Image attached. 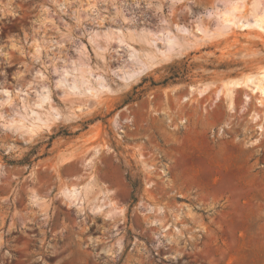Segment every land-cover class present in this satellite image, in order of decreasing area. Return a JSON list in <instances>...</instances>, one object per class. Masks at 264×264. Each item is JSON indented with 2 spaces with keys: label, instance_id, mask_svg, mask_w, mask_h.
I'll list each match as a JSON object with an SVG mask.
<instances>
[{
  "label": "rangeland",
  "instance_id": "rangeland-1",
  "mask_svg": "<svg viewBox=\"0 0 264 264\" xmlns=\"http://www.w3.org/2000/svg\"><path fill=\"white\" fill-rule=\"evenodd\" d=\"M253 15L264 0H0V264H234L264 240V103L226 95L264 74Z\"/></svg>",
  "mask_w": 264,
  "mask_h": 264
},
{
  "label": "crops",
  "instance_id": "crops-1",
  "mask_svg": "<svg viewBox=\"0 0 264 264\" xmlns=\"http://www.w3.org/2000/svg\"><path fill=\"white\" fill-rule=\"evenodd\" d=\"M240 157V156H239ZM242 158V157H241ZM231 162H234L232 165H230L231 169L232 168H238L237 165L241 164L243 165V162L238 160V161H234L231 160ZM233 172V171H232ZM264 184V183H263ZM220 186V185H219ZM213 192L219 193L220 191H223V186H221V189L219 191H214L212 189ZM260 198L264 199V189H260ZM256 199V194L255 193H251L249 191H241V192H231L228 198V201H234V200H238L239 202L242 201H248V200H254ZM243 205V203H240ZM244 206V205H243ZM242 212V211H241ZM243 214V212H242ZM245 215V214H243ZM259 223H257V231L258 233H264V213L260 214L259 217ZM255 219L256 217L253 216V221H252V225L250 228L248 227H238V228H233L235 233L238 232H242L248 229H253L256 228V223H255ZM261 238V237H260ZM238 248H242L243 250L245 249L246 251L243 252V256L242 257H237L234 259V264H264V240L260 241V243L258 245H248L246 243H244L242 246L238 247ZM250 248H253V250H255V256H251L250 254Z\"/></svg>",
  "mask_w": 264,
  "mask_h": 264
},
{
  "label": "bare ground",
  "instance_id": "bare-ground-1",
  "mask_svg": "<svg viewBox=\"0 0 264 264\" xmlns=\"http://www.w3.org/2000/svg\"><path fill=\"white\" fill-rule=\"evenodd\" d=\"M253 16H254V17H252L253 21H255L257 23L259 22V23H261L262 26H264V18L263 17H261L259 15H253ZM250 19H251V16H242V21L239 19V26L241 28H248L250 25V23H248V22L251 21ZM263 83H264V74H262L261 76H259L257 78L247 79L246 82H241V80L232 82L230 84L229 88H227V92L225 91L227 97L229 98V103H228L229 107L231 109L233 108V100H232L233 94L232 93H233L234 88H242V87H247L252 93H256V92L260 93L259 102L264 103V84ZM205 92H207L206 88L203 90H200V95L205 93ZM246 99L247 100L250 99L249 95L246 96ZM259 118L260 117L258 114L254 115L253 121H255V120L257 121ZM262 127H263L262 125H258L259 137H257L252 142H246L247 149H249V148L251 149L249 152L252 156L256 153V149H254V148L257 147L259 144H261L263 139H264V129H263L264 127L263 128ZM244 150H246V149H244ZM231 151H233V150H231ZM243 152L246 153L247 150L243 151ZM210 174L213 175L212 172ZM250 224L252 225V219L250 221Z\"/></svg>",
  "mask_w": 264,
  "mask_h": 264
}]
</instances>
